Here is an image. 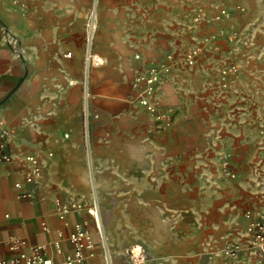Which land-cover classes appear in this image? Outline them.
<instances>
[{
  "label": "crops",
  "instance_id": "crops-1",
  "mask_svg": "<svg viewBox=\"0 0 264 264\" xmlns=\"http://www.w3.org/2000/svg\"><path fill=\"white\" fill-rule=\"evenodd\" d=\"M176 1H100L93 50L102 64L90 76V90L97 95L90 110L97 111L99 119H91L89 137L101 189L116 191L115 203L140 207L147 264H256L245 252L220 261L206 252L216 239H235L241 233L247 210H264V176L260 184L259 176L243 164L246 151L264 143L262 102L254 99L246 114L237 93L213 97L217 74L210 51L199 56L193 68L173 66L168 56L194 34L180 20ZM253 1L259 5L260 0ZM82 12L78 0H0V128L7 130L5 151L12 158L0 164L3 257L17 253L9 249L10 240L23 238L26 244L18 250L45 243L47 255L63 259L71 252L67 237L72 224L86 219L94 255L81 264H102L85 210L70 211L63 218L55 211L58 203L81 200L79 193L87 187L78 83L83 32L76 27ZM10 35L16 37L17 49ZM65 51L70 57L63 56ZM153 63L166 69L155 92L158 109L167 114L164 121L121 98L131 93L136 74ZM24 154L39 160L40 175L31 183L23 179L30 167ZM226 154L236 163L230 168L236 178L230 181L220 176L219 159ZM16 182L21 187H15ZM22 191L29 195L18 197ZM166 207L186 230L181 232L183 245L178 227L173 229L164 219ZM180 207L185 216L175 215ZM200 214L205 216L203 224ZM236 219L243 220V226L226 234L237 230V224L231 228ZM199 224L207 231L201 238ZM114 262L119 264L116 257Z\"/></svg>",
  "mask_w": 264,
  "mask_h": 264
},
{
  "label": "rangeland",
  "instance_id": "rangeland-1",
  "mask_svg": "<svg viewBox=\"0 0 264 264\" xmlns=\"http://www.w3.org/2000/svg\"><path fill=\"white\" fill-rule=\"evenodd\" d=\"M100 1L101 0H97V22L99 19ZM91 2L92 0H78L79 6L83 7V12L79 15V20L76 23L77 30L79 31L83 32L84 17ZM176 4V10L179 13L180 20L185 24V29L189 27V30H194V34H191L192 37L187 35L188 39H186V44L180 49L179 52H176V54L171 53L169 59H171L173 66H178V68H193L197 63H199V56H202V54L206 55V51H210L212 55H215L214 59H216V63L214 64L213 70H215L217 74L212 84L215 95L213 97L218 96L219 98H223L225 95L229 94L230 91L233 94L237 93L239 95V99L243 101V108L246 107V114L251 112L252 101L258 98L259 101L262 102V107L260 108L259 113L264 118V0H260L259 5H256L253 0H177ZM220 8H223L227 11V16L216 19L215 15ZM66 47L70 48V46ZM191 49L196 50V55L194 57L195 59L193 63L191 65H188L184 61V54ZM80 50L82 51V53L79 51L82 57L81 71H83V42L81 44ZM211 62L212 60H209V63ZM213 63H211V65H213ZM100 65L90 67V75L88 79L89 90L91 71L94 74L96 67H100ZM151 65L160 64H150L146 66L143 71H140L138 74H136L131 83V93H126L121 96L125 103L139 106L134 98L135 95L139 92L141 83L136 82V78L139 75H143L147 68ZM229 65H232L234 68L228 71ZM224 68L227 69V71L226 73L222 74V70ZM71 69L73 70L74 66H72ZM160 80L158 81V83L160 82ZM81 81L82 74L78 79V83L82 87ZM239 88L241 89V91L239 90ZM94 97H97V95H95L94 91L91 92L90 90L89 107L90 103L91 105L94 104ZM141 109L145 113H147L142 107ZM91 111L97 113L98 116L97 118H90V121L91 119L98 120V112L94 111L93 109ZM230 114H235V111H231ZM263 132L264 131L262 130L260 133ZM89 145L91 150L90 162H87L84 158V166L87 174V187L84 191H81V193H79V196L82 197L81 200L85 202H91L93 198H95L102 228L108 236L113 258L116 257L119 264L123 262L124 249L130 245L142 243L141 245L146 249L149 255V249L142 242V240L144 241L146 231L143 228V223L139 222L138 211L140 207H130L115 203L114 196L116 191L101 189L102 181H100V179L98 178L100 172L95 167L93 156L94 150L90 137ZM81 149L83 151V155L85 156L82 143ZM244 157L245 162L243 164H246V166L250 168L251 172L259 176L258 182L261 184L260 181L262 180H260V177L263 178L264 176V143H260V147H257L256 150L249 149L248 151H246ZM219 161L221 179L226 181L235 179V173L234 177H228L222 172V167L224 164L227 165L229 169L233 164L236 165V163L232 161L231 156H228V154H226V156H222ZM181 208L182 207H180V213L175 215H178L180 217L186 215L181 212ZM163 210L164 219L166 221L168 220L170 227H173V229L176 226L178 227V232H180L179 245H183L184 241H181L183 240L181 232L186 230L180 225V222H176L175 218L172 216V210L170 209V207H166V209ZM199 218L203 219L202 224L206 222L204 215L200 214ZM243 222L244 221L240 219L232 221L231 228H233V224H237V230H227L225 233L228 234L229 232H237L243 226ZM196 228V231L200 235V238L207 234L205 225L203 227H200L199 224V226L196 225ZM226 237L227 238H225L224 236L216 239V243L214 244V246H221L226 239L230 238V235H226ZM200 242V246H204L205 241L201 239ZM202 255V259H208L204 256V252ZM215 259L218 261L232 260V258L225 256H217L216 258H214V260Z\"/></svg>",
  "mask_w": 264,
  "mask_h": 264
},
{
  "label": "built area",
  "instance_id": "built-area-1",
  "mask_svg": "<svg viewBox=\"0 0 264 264\" xmlns=\"http://www.w3.org/2000/svg\"><path fill=\"white\" fill-rule=\"evenodd\" d=\"M227 16V11L220 8L215 15L216 19ZM97 0H92L89 8L86 11L83 23V71H82V91H83V106H82V139L85 153V159L90 162V145H89V124L90 118H97V113L92 112L89 107V70L91 66H97L102 63L101 57L93 50L94 36L97 30ZM10 44L17 49L18 41L15 36H9ZM16 52V51H15ZM71 52L65 51L64 57H70ZM196 50L191 49L184 54V61L191 65L194 61ZM170 58V55L168 56ZM234 68L228 66V71ZM165 66L151 65L147 68L143 75L136 78V82L141 83L139 92L135 95L134 100L155 120H165L166 112L158 109L157 101L154 97L155 88L160 80L162 73L165 72ZM227 69L222 70V74L226 73ZM7 130L0 128V164L10 161L12 158L5 151V135ZM51 155V153H48ZM23 160L30 164V167L23 174V179L26 183L33 182L40 175L39 160L36 155L24 154ZM222 172L228 177H234L227 165H223ZM15 187H21L19 182L14 184ZM29 195V192H21L18 197ZM96 200L85 202L83 200H71L65 203H58L55 207L56 214L59 218H63L70 211L85 210L90 217L95 233L97 236V244L99 247L98 253L102 264H117L114 262L112 251L109 244L107 234L104 232L99 213L96 207ZM246 223L240 234L235 239H226L221 246L209 244L207 248L208 256H225L236 259L241 252H245L256 264H264V210H247L245 212ZM43 229L46 225L41 223ZM89 221L86 219L75 221L72 224L71 231L68 234V241L71 245V252L63 259L54 260L47 255L46 250L48 245L45 243L29 244L28 251L18 250L21 245L26 244L23 238L10 240L9 249L17 250V253L11 256H0V264H81L86 256L94 255V240L88 228ZM56 252L60 251L58 243H52ZM123 262L120 264H147L149 255L146 249L141 244H134L126 247L123 251Z\"/></svg>",
  "mask_w": 264,
  "mask_h": 264
}]
</instances>
